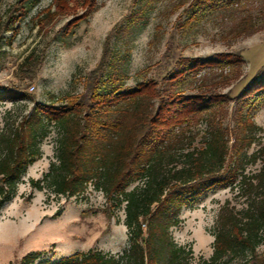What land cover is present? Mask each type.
<instances>
[{
  "label": "trees",
  "instance_id": "obj_1",
  "mask_svg": "<svg viewBox=\"0 0 264 264\" xmlns=\"http://www.w3.org/2000/svg\"><path fill=\"white\" fill-rule=\"evenodd\" d=\"M28 1L18 0L23 9L16 11H27ZM76 2L60 0L47 14L53 19L75 12ZM190 5L181 24L186 30L217 14L229 22L222 37L233 41L264 23V0H191ZM88 7L79 21L93 8ZM19 15L10 14L3 26L14 28ZM110 39L111 32L82 91L41 101L24 84L0 87V98L14 100L0 126V214L52 135L53 159L41 177L29 178L31 187L56 200L87 199L90 189L101 192L109 217L124 211L128 246L118 252L91 247L56 259L31 250L8 264H264V128L249 108L264 96V67L237 97L231 125L228 104L236 96L217 89L242 76L240 51L203 58L176 56L168 46L161 78L133 86L111 60L116 57ZM33 52L18 69L21 82L33 79L42 62ZM214 187H227L232 196L217 212L212 254L197 259L191 245L175 240L172 227L180 223L183 206Z\"/></svg>",
  "mask_w": 264,
  "mask_h": 264
},
{
  "label": "rangeland",
  "instance_id": "obj_2",
  "mask_svg": "<svg viewBox=\"0 0 264 264\" xmlns=\"http://www.w3.org/2000/svg\"><path fill=\"white\" fill-rule=\"evenodd\" d=\"M59 1L31 0L26 3L27 11L17 12L18 0H0V87L24 84L41 101H49L60 92L82 91L91 70L101 61L110 32L111 54L116 57L111 60L120 65L125 84L133 86L146 78H161L168 67V46L176 56L203 58L220 51H240L245 59L242 76L217 89L220 93L229 90L236 96L228 104L226 122L232 125L237 97L264 67V23L256 33L232 41L222 37L229 22L217 14L205 15L189 30L185 29L181 24L191 0H70L71 4L77 1L76 11L51 19L46 8L55 9ZM89 4L93 8L79 21ZM19 12L22 15L14 28L7 30L3 24L10 14ZM32 51L42 57V62L33 79L21 82L18 69ZM13 101L0 98V126L5 109ZM249 108L254 120L264 128V96ZM42 145L43 156L28 167L17 195L1 208L0 264L18 260L31 250L56 259L91 247L118 252L128 246L124 211L109 217L102 209L105 198L101 192L90 189L87 199L56 200L47 199L44 190L31 187L29 178L41 177L53 159V136L45 138ZM31 192L33 196L27 200ZM230 196L229 188L214 187L182 207L180 223L172 227V233L178 243L192 246L197 259L212 254L215 238L211 230L220 205ZM260 249H264V244Z\"/></svg>",
  "mask_w": 264,
  "mask_h": 264
}]
</instances>
